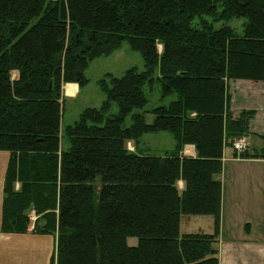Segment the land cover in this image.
<instances>
[{"label": "trees", "instance_id": "1", "mask_svg": "<svg viewBox=\"0 0 264 264\" xmlns=\"http://www.w3.org/2000/svg\"><path fill=\"white\" fill-rule=\"evenodd\" d=\"M233 19H245L240 31ZM123 42L144 69L99 80L101 106L62 130V86L85 87L89 64ZM155 80L175 99L147 124L133 111ZM237 80L264 83V0H0V232L56 236L52 264H219L216 176L255 115L229 111ZM160 131L174 142L164 156L126 148ZM261 138L239 158L264 159ZM187 145L195 157L182 154ZM183 215L211 216L214 233L180 234Z\"/></svg>", "mask_w": 264, "mask_h": 264}, {"label": "rangeland", "instance_id": "2", "mask_svg": "<svg viewBox=\"0 0 264 264\" xmlns=\"http://www.w3.org/2000/svg\"><path fill=\"white\" fill-rule=\"evenodd\" d=\"M245 19H233L226 23V25L240 31ZM158 51L161 49L158 46ZM130 68H136L138 71L144 69V63L139 52L133 50L127 42H123L119 50L115 51L110 56H102L93 60L85 71V76L88 79V84L80 88L79 93L75 99H65L63 103L61 126L62 130L72 125L77 119L79 114L86 108H99L104 100V95L101 92L98 81L104 78L106 75L111 74L115 77H121L126 70ZM158 76V71H155V79ZM245 80H237L230 82L229 91L233 94L236 92V99L241 103L240 98L242 93L239 88ZM64 86V85H63ZM62 86V87H63ZM69 87V88H67ZM66 87V93L71 94L73 86ZM145 94L147 97V104L143 110H134L133 113H143L145 116V122L151 124L154 116L150 111L158 106L169 104L175 99V96L162 98L161 87L156 82L151 86L145 87ZM233 97V95L231 96ZM117 112V106L112 104L111 114ZM262 119V118H261ZM131 116L129 115L125 119V126L131 124ZM252 140H257L254 138ZM249 143V142H248ZM174 142L170 133L160 131L156 133L145 134L135 147L133 142L126 143V148L130 152L137 151L140 154L164 156L166 152L173 148ZM69 143L64 135L61 134V148L67 149ZM235 154L231 144H227L224 147V159L223 162L234 160ZM240 159V158H237ZM222 186V197L224 196V203L226 207L225 217L230 214L231 207L227 206L229 194L233 191L236 196L238 195V203L236 204L237 213L244 215L247 212L250 214L251 210L259 211L261 202L264 201V161H241L234 160L226 162L222 165V171L220 175L216 176ZM181 187V183L178 184ZM264 206V203H263ZM251 215V214H250ZM264 215V214H263ZM264 219V216H263ZM264 221V220H263ZM255 223V222H254ZM255 226V231L258 230L257 223L252 224ZM264 227L263 224H261ZM180 234L188 233H214L213 218L211 216H195V215H183L180 218L179 224ZM50 242H44V245L32 242H24L17 244L21 247L22 251L15 257L9 255L1 256L2 263H14L17 264H52L51 254L53 250L52 240ZM127 244L129 246H135L137 244L136 238H128ZM1 248H10V243L0 244ZM39 250V252H37ZM15 258V259H14Z\"/></svg>", "mask_w": 264, "mask_h": 264}, {"label": "crops", "instance_id": "3", "mask_svg": "<svg viewBox=\"0 0 264 264\" xmlns=\"http://www.w3.org/2000/svg\"><path fill=\"white\" fill-rule=\"evenodd\" d=\"M73 86L72 93L69 95L66 93L67 86ZM231 83H229L230 87ZM242 96L240 102L236 99V92L233 94L229 91L230 99L229 111L233 117H236L242 110H253L255 115L250 121V132L247 136L249 149L251 153L253 151H259L263 147L264 137V83L247 81L239 86ZM77 84L68 83L62 87V96L65 99H75L79 93ZM262 118V119H261ZM257 138V140H252ZM182 154L187 157H195L196 153L194 147L187 145L184 147ZM234 156V155H233ZM224 151L222 158V165L229 161L240 160L235 156L234 160L223 162ZM9 159V153L0 151V222L3 200V182L5 171ZM264 161V159H241V161ZM220 175V174H219ZM218 175V176H219ZM217 179V178H216ZM218 180V179H217ZM219 181V180H218ZM18 184L16 185V189ZM238 195L236 196L233 191L229 194L227 206L231 207L230 214L225 217V203L224 196H221V210H220V226L218 233V258L219 264H264V201L261 202L259 211L251 210V215L247 212L244 215L238 214L236 211L238 201ZM257 223L258 230L255 231V226L252 224ZM52 240L53 250L52 256L55 255L56 248V236H39L33 235L30 232L26 234H2L0 232V244L10 243V248L4 249L0 247V264H17L14 263H2L1 256L9 255L15 257L22 251V246L18 248L17 244L24 242H32L44 245V242ZM39 252V250L37 251ZM51 256V257H52ZM15 259V258H14Z\"/></svg>", "mask_w": 264, "mask_h": 264}, {"label": "built area", "instance_id": "4", "mask_svg": "<svg viewBox=\"0 0 264 264\" xmlns=\"http://www.w3.org/2000/svg\"><path fill=\"white\" fill-rule=\"evenodd\" d=\"M231 146L234 150V152L237 154L236 158H239V154L248 150V139H247V136H240V137H237L236 139H234L232 142H231ZM31 217V220H34L35 219V216L33 214V212L31 213L30 215Z\"/></svg>", "mask_w": 264, "mask_h": 264}]
</instances>
